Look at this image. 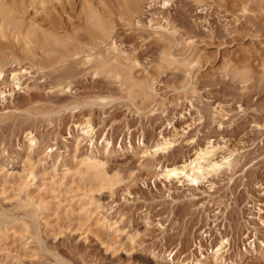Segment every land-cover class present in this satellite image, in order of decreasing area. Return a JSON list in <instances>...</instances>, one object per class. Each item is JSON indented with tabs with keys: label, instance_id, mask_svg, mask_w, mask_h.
<instances>
[{
	"label": "rangeland",
	"instance_id": "rangeland-1",
	"mask_svg": "<svg viewBox=\"0 0 264 264\" xmlns=\"http://www.w3.org/2000/svg\"><path fill=\"white\" fill-rule=\"evenodd\" d=\"M85 1L0 0L16 20L0 18V172L19 171L25 160L40 173L80 159L90 139L76 127L90 118L98 154L121 181L110 189L74 175L56 191L33 184L43 205L36 236L20 207L26 191L0 179V213L11 216L0 264H264V0H140L130 9L105 0L113 15L104 0H89L108 7L107 37L87 20ZM113 41L124 62L111 65L125 63L133 79L87 61ZM19 67L27 69L20 85L12 81ZM145 80L152 87L143 94L134 84ZM105 137L113 141L106 153ZM208 143L218 160L232 154V164L197 185L164 177L167 165L191 160ZM160 144L169 147L155 152ZM89 193L120 232L78 213L77 199Z\"/></svg>",
	"mask_w": 264,
	"mask_h": 264
},
{
	"label": "bare ground",
	"instance_id": "bare-ground-1",
	"mask_svg": "<svg viewBox=\"0 0 264 264\" xmlns=\"http://www.w3.org/2000/svg\"><path fill=\"white\" fill-rule=\"evenodd\" d=\"M1 1H3V0H1ZM104 1L100 0L99 3H101V2L103 3ZM170 1L171 0H149V2L160 3V4H162V6L169 5ZM88 2L90 3L89 6H87ZM88 2L85 1L86 4L83 3V5H85V7L87 6L86 8L83 6V11L86 9L85 10L86 14H84V15L85 16L87 15V17H86L87 20L89 22L91 21V23L93 24L92 27L98 28V29L95 28L96 31L98 30L97 31L98 33H99V30H100L101 33L104 36L108 35L109 34V27H108V24H107V22L105 20V16L107 14L106 11H108L106 9L108 7L106 9H104L105 8L104 6L105 5L106 6H110L111 10L109 9V12L112 11L113 8H111V7H113V6H111L109 3H106V1H105V3H106L105 5L101 4V6H103V9L101 8L102 9V11H101V10H99V5L100 4L97 5L98 8L96 9V7H94L95 3L93 4V2H92L93 6H91V2L89 0H88ZM138 2H140V0H123L124 5L127 8H129V9L131 8V6L133 4L134 5L136 4V6H137ZM0 4H2V3L0 2ZM4 5H7V3L4 4ZM9 5L10 4H8L7 6H4V7L6 8ZM138 5H139V3H138ZM13 7L10 8L11 11L16 10V9H13ZM118 9L120 10V7ZM131 10L133 11V9H131ZM113 11L115 12L116 10L113 9ZM109 12H108V14H109ZM116 12L118 13V11H116ZM8 13H9V8L8 9H4L3 7L2 8L0 7V18H1V20H2V18L3 19L7 18L8 17ZM113 13H112V15H113ZM122 14H123V16H126L124 14H127V13H122ZM9 15H10V13H9ZM120 15H121V13H120ZM110 17H111V15L110 16L108 15V19ZM11 18H12V16L10 15L9 16V20ZM89 18H90V20H89ZM7 19H6V22L9 23V20L7 21ZM106 19H107V17H106ZM1 20H0V22H1ZM11 21H13V23H14V21H16V20H14L12 18ZM29 22H31L30 26H36V24L39 25L37 22L35 23V21H33V20L29 21ZM19 25L21 26V24H19ZM15 26L16 25H14V27ZM155 28L157 30L169 31V29L166 26L162 25V24H159ZM44 38H46V37H44ZM56 38H55V41H56ZM57 40H58V38H57ZM58 41H56V42H58ZM120 52L121 51L118 48L116 42L113 41L105 49L104 53H99L97 55L90 54L87 57V61L88 62H95L97 64V63H99L98 60H100L101 63L97 64V65L100 66V67H98L99 68L98 70L101 71V72H104L105 70H107V68L108 69L112 68V67H110V66H113V65H111V61H116L118 58H121V60L120 59H118V60H120V62H124L122 60L123 58L121 57L122 55H120ZM111 53H114L113 57L111 56ZM163 56L164 57L167 56L166 53ZM123 57H124V60H125L127 56L126 57L123 56ZM163 58H162V60H163ZM164 59L169 61V58H164ZM127 60H128V58H127ZM166 60H165V62H166ZM131 64L135 65V64H138V62H137L136 59H134L133 62L131 61ZM120 65H122V64H120ZM120 65L119 66L117 65V66L120 67V69L122 70L124 68L123 66L125 65V63L122 65L123 68ZM117 66L116 65L113 66L114 69L117 68ZM131 67L129 65L128 68H131ZM100 68L103 69V70H101ZM19 69H20V67H19ZM22 69H24V68H21L18 71L15 70L13 72L12 81L14 83L18 84V85L21 84V78H22V73H23ZM120 69H116V70H119V73L120 72L122 73V71H123L122 74L127 72L124 69L122 71H120ZM24 71H27V69L25 68ZM129 71H131V70H129ZM114 72H116V71L114 70L112 72L113 75H116ZM131 72L130 73L128 72V73L132 74ZM243 72H244V70H243ZM3 73H4V70L0 66V78L3 76ZM116 73H118V72H116ZM128 73H125V75L126 74L128 75ZM245 73H244V75H245ZM122 74L120 75V77H122ZM128 76L131 77L132 75L131 76L128 75ZM128 76H127V78H128ZM116 77L117 76H115V78ZM117 78H116V80H117ZM134 78H136V77H134ZM122 79H123V77H122ZM147 79L149 80V78H147ZM127 80H126V82H127ZM136 80H137V78H136ZM148 80L138 81L139 84L135 83L134 87H135V85H136V87L140 86L142 88V90L140 92L143 93L146 89H149V88L152 87V83H150L151 81L149 82ZM131 81H133V80L130 79V81H128V82L132 83ZM137 85H139V86H137ZM131 86H129L130 89L132 88ZM134 89H137V88H134ZM134 89H132V92H133ZM130 92L131 91L129 90V92H128L129 96L131 94ZM146 93H148V92L146 91ZM149 93H150V91H149ZM132 95H133V93H132ZM76 128H79V129L81 128V130L83 131L85 137L86 138L88 137L90 139L89 150L80 159L77 160L76 156H74V158L72 160H70V161L64 160V161H61V163L59 161L58 162L55 161V162H53L54 163L53 166L42 170L40 173L36 170V168H35V166L33 164L28 163V160H25V162L23 164V168L21 170H19V171L9 170V168H7L6 166L1 167L0 179H1L2 182L17 185L19 187H22L23 190L26 191L27 199H25V201H23V202H20V207H21V209H23L22 211H23L24 217H25L24 223L28 226V231L34 233L36 236L39 235V231H40L39 230L40 229L39 228V221H40V216H41V213H42V210H40V209L43 207V205L31 193L32 191L30 190L29 187H31L33 184H35L37 182H41L42 185H46L47 187L49 185L51 187V188H49L50 190L52 189V190L56 191V190L59 189V187H66V186H68L70 184H73L75 182V180H76L74 175L75 176L76 175L80 176V178L83 179L84 182H86V184H89V185L90 184L91 185L95 184L94 186H96L98 184V185H102L103 187H107V188H110V189L114 188L121 181L120 172L118 170H113V171L110 170L108 168L109 160H107L105 157L103 158V156H100L98 154V153H101L100 152V148H99V142H98V139L96 138L97 131H98L97 128L98 127L92 122V120L90 118H88L84 123L78 124V126ZM26 137L28 138L29 141H31V144H33V145H36L39 142V140H40L38 135L33 130H30V129L27 131ZM80 137L84 138V136H82V134H81ZM80 141H81V139H80ZM102 142H103L104 147H106L105 150H103V151H105V153L109 152L110 150L113 149V147H112L113 146V141L111 140L110 137L109 138L105 137L104 140H102ZM158 143H159V141H158ZM171 143H172V141H167L166 142V144H169V145ZM164 145L160 144L158 146H155L156 147V151L155 152L164 151V150H166L169 147V145L168 146L167 145L164 146ZM152 148H154V147H152ZM216 150H217V148H216L215 144L208 143V145H206L204 147H199V149L195 153L196 155L193 158H191V160L188 161L187 159H184L183 162H181V163H177L175 161L171 165H167L166 166L165 172L163 171L164 173L162 172V170H161V172H162V174L164 175V177L166 179H171V180L172 179H176V180L181 181V183H183L182 181L188 180V181H190V182H192V183L197 185L200 182L204 181L205 179H208V177L212 173L217 172L222 166H224V165L230 166L232 164V154L223 156L221 160H218L215 157ZM59 165H60V167L58 168ZM164 165L165 164H163V166ZM159 174H160V172L158 173V175ZM76 203H78V206L80 208L78 213L79 214H83L87 218V220H91V222L96 224L98 227H101L102 229H105V230H108V231H112V232H120L122 230L120 228L119 224H118V221L117 220H113L112 216L110 217L109 214L108 215L106 214V213H109L108 212L109 211L108 208H106L105 205H103L97 198L95 199L94 195H91L90 193L89 194H85V198H78ZM111 213H112V211H111ZM0 215H1L0 217H3L1 222H0V237H1L2 234H3L4 228L8 227L7 226L8 224L4 223L3 221H5V219L7 217L9 218L11 216H7V214H2V213H0ZM46 217H47V215H46ZM11 219L15 220V217H13ZM92 220H94V221H92ZM45 221L47 222V224L50 223V221H48L47 219H45ZM224 242H228V240L225 239V240H223V243ZM221 249H222V247L219 246L216 249L215 253H218V251H220Z\"/></svg>",
	"mask_w": 264,
	"mask_h": 264
}]
</instances>
